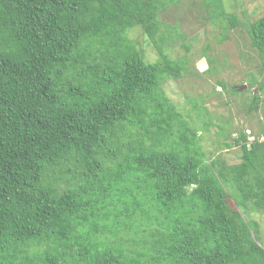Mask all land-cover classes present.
<instances>
[{"label":"trees","instance_id":"16d2710c","mask_svg":"<svg viewBox=\"0 0 264 264\" xmlns=\"http://www.w3.org/2000/svg\"><path fill=\"white\" fill-rule=\"evenodd\" d=\"M202 1L210 21L247 33L262 74L248 88L264 93V16ZM165 4L0 0V264H264L258 223L246 219L264 212V141L240 135L238 165L203 166L195 119L161 86L184 61L145 63L128 37L138 28L154 41ZM209 51L197 73L216 76ZM227 81L214 94H238ZM191 103L208 129L212 116ZM259 103L252 93L248 110Z\"/></svg>","mask_w":264,"mask_h":264},{"label":"rangeland","instance_id":"374dc122","mask_svg":"<svg viewBox=\"0 0 264 264\" xmlns=\"http://www.w3.org/2000/svg\"><path fill=\"white\" fill-rule=\"evenodd\" d=\"M162 1L166 4L157 16L159 27L155 31L154 41L146 35H140L138 28L129 32L128 37L136 43L135 47L145 63L158 62L163 56L173 63L184 61L180 77L167 79L161 86L168 101L176 112L179 111L183 120L192 125L195 119L192 126L198 140L197 146L204 156L203 166L213 163L217 158L220 162L212 167L216 170L222 168L221 163L225 167L238 165L241 162V152L239 147L233 145V138L241 135L247 145L255 140L264 141V93H258L255 88L249 89L247 84L248 78L253 81L262 79L257 53L251 48L248 35L241 27L231 29L226 19H222L221 23L210 21L202 0ZM222 2L224 7L235 13L240 20L244 16L249 22H253L264 16V0ZM223 32H226V38L218 43L216 38ZM178 34H184L185 38L179 39ZM169 35L174 37L169 39ZM159 40L162 41V47ZM189 41H192V47L189 45L191 52L186 56L182 46L185 42L189 44ZM11 45L12 43L8 44V47ZM204 46L211 50L208 53L214 60L213 65L222 67L216 76L197 73L206 68L204 62L198 60ZM247 72L252 76H247ZM219 78L228 79L227 82L234 83L233 86L238 87V90L241 86L245 88L233 96L231 92L218 96L214 94L213 88ZM216 91L219 92L220 89ZM252 93L258 95L260 103L256 109L248 110ZM192 100L198 103L199 112L212 116L208 129L200 123L202 116H197ZM226 191L236 194L237 190L228 184ZM246 219L258 223L259 234L264 240V212L251 211L246 215ZM120 237L127 242L131 234L121 233ZM124 247L127 248L128 244H124Z\"/></svg>","mask_w":264,"mask_h":264},{"label":"water","instance_id":"95a60500","mask_svg":"<svg viewBox=\"0 0 264 264\" xmlns=\"http://www.w3.org/2000/svg\"><path fill=\"white\" fill-rule=\"evenodd\" d=\"M243 88H245V86H241V87L239 88V90H242Z\"/></svg>","mask_w":264,"mask_h":264}]
</instances>
